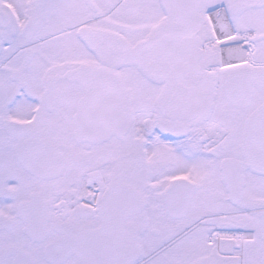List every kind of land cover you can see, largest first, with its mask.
Wrapping results in <instances>:
<instances>
[{
    "label": "snow or ice",
    "instance_id": "6c2138e0",
    "mask_svg": "<svg viewBox=\"0 0 264 264\" xmlns=\"http://www.w3.org/2000/svg\"><path fill=\"white\" fill-rule=\"evenodd\" d=\"M0 264H264V0H0Z\"/></svg>",
    "mask_w": 264,
    "mask_h": 264
}]
</instances>
